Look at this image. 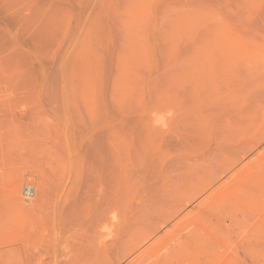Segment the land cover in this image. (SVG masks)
<instances>
[{"label":"rangeland","instance_id":"rangeland-1","mask_svg":"<svg viewBox=\"0 0 264 264\" xmlns=\"http://www.w3.org/2000/svg\"><path fill=\"white\" fill-rule=\"evenodd\" d=\"M257 161L264 0H0V264H202L159 254L198 221L234 256L264 189L206 198Z\"/></svg>","mask_w":264,"mask_h":264},{"label":"bare ground","instance_id":"bare-ground-1","mask_svg":"<svg viewBox=\"0 0 264 264\" xmlns=\"http://www.w3.org/2000/svg\"><path fill=\"white\" fill-rule=\"evenodd\" d=\"M249 150L250 149H248L247 151L249 152ZM250 153V152H249ZM244 154L246 155L247 153H246V151L244 152ZM256 163H258V161L257 162H255L254 163V165H252V166H249V165H251L250 163H248L247 165H244V167L242 168V169H239V171L237 172V173H235V175L233 176V177H231V179L232 178H234L233 179V181H231V182H234L235 183V181H238L239 180V178L243 181V182H248V180L247 179H244V178H247V177H245L244 176V173L246 172V174L248 175V173H247V168H250V167H253V166H255V167H257V168H255L254 169V167L252 168L253 170H251L250 171V173L251 174H253V176H255L256 174V179L254 178L253 180H252V178H253V176L249 179V177H248V179L249 180H252V181H254V182H251V184H249L248 183V185L247 186H241L240 184H238L237 186H236V184L237 183H235V187H239L237 190H238V195L240 194V192H242L241 194H240V196H238V195H236L237 193H235L233 190L235 189L236 190V188L232 185L229 189H226L225 187H223V188H219L217 191H215L212 195H210L208 198H206V200L207 199H210V200H213V201H216V200H218L217 198H215V196L216 197H218V198H220L223 202H225V201H227V200H234V201H237L238 199L240 200V202H244L246 199H248L247 201L249 202L250 200H252V201H250L251 203H244L242 206H243V209H244V211H245V209H247L246 211H248L249 209L251 210L252 208H254V207H252V208H250V206H255V210H260V196L259 197H257L256 198V196H258V195H255V194H257L259 191H260V189H262V187H263V189H264V176L262 177L261 175H259L258 174V172H259V170L260 169H258V168H260V166L258 167V166H256ZM235 165V163L233 162V164L231 163V165L230 164H228L227 166V168H231L232 166H234ZM249 166V167H248ZM226 168V169H227ZM264 169V167H262V170ZM247 170V171H246ZM250 170V169H249ZM256 170V171H255ZM262 170H260V172L259 173H261L262 172ZM227 171V170H226ZM225 171V172H226ZM245 171V172H244ZM253 171H255V172H257V173H255L254 174V172ZM249 172V171H248ZM249 173V176L251 175ZM263 173H264V171H263ZM262 174V173H261ZM261 176V177H260ZM243 177V178H242ZM260 177V179H258V178ZM217 178H214V180L212 179V181H209L208 180V182L210 183H208V182H206V183H204L203 184V186L205 185H207V186H211L215 181H217L216 180ZM261 179H263V181L261 180ZM258 180V181H257ZM214 181V182H213ZM241 181V182H242ZM262 183H261V182ZM213 182V183H212ZM258 182V183H257ZM260 183V184H259ZM242 184V183H241ZM257 184H259L258 186H257ZM255 185H256V191H258V192H254L255 194H254V196H253V188L255 187ZM260 185H261V188H260ZM234 188V189H233ZM259 188V189H258ZM232 189V190H231ZM258 189V190H257ZM240 190V191H239ZM231 191V192H230ZM198 192H200L199 190H198ZM197 192V193H198ZM196 194V193H195ZM195 194H193L192 195V199L194 198L193 196H195ZM199 194V193H198ZM252 194V195H251ZM259 194V193H258ZM254 197V198H250V197ZM236 198H237V200H236ZM191 199H189V201H190ZM205 200V201H206ZM255 201H257V202H255ZM238 202V201H237ZM239 202V203H240ZM234 204L236 203V202H233ZM254 203H255V205H254ZM257 203V204H256ZM245 204L247 205V204H249L248 205V207H249V209L247 208V206H245ZM251 204V205H250ZM233 205V204H232ZM185 206L186 205H182V206H180L176 211H174L168 218H167V220L165 219L164 221H163V224H166V223H168L173 217H175L178 213H180V211L183 209V208H185ZM236 206H238L237 205V203H236ZM240 206V209H242V206H241V204L239 205ZM237 208V207H236ZM235 208V209H236ZM243 209H242V211H243ZM253 209V210H254ZM250 212V211H249ZM251 212H252V210H251ZM261 217V216H260ZM259 216L257 217V218H259V220L257 219V220H255V219H253V222L255 221V223H254V226L252 225V223H251V225L253 226V228H255V232L256 233H254L253 235L254 236H257L258 237V239H256V240H248V242H246V244H241V245H239V247H237L236 248V252L234 253V256H233V254L230 252V254H232V256L231 257H229V253L227 252L228 251V249H226V248H224L222 245V247L224 248V249H226L227 251H225V252H227L228 253V257L226 256L227 254H225V252L223 251V249L222 248H220V249H222V250H219V249H217V247H216V249L217 250H219V251H217L216 249H214L215 248V246L212 248V250L210 251V249L209 248H211V247H207L206 245H207V242L210 240H208L207 238H205L206 236H205V234L207 233L208 234V236L212 233V231H209V229L207 228V227H205V228H203L202 226H205V225H203V223H201L200 221H198V222H196L195 223V225H192V226H194V227H192L191 226V229H188V230H186V232H187V234H186V232L184 233L185 235L184 236H178L177 237V240H176V244L174 245V246H169V247H166V248H163V249H160V251H159V254L161 255H163V257H166L167 256V258L169 259V257L168 256H171V255H173V256H175L174 258L176 259L177 257H178V253H179V256L181 255H185V256H187V254H190L189 256H191L192 255V253L194 254V253H196L197 251L196 250H194V248L195 249H199V251L200 252H197V253H200V255L199 254H196V255H198L197 257H199L200 258V260H196V261H202L201 263L202 264H210L209 262H211L212 264H214V260L216 261V258H218V256L220 255L221 256V253L223 254V252H224V255H222L223 256V258L221 257V259L222 260H220L221 262H219V263H221V264H223V262L222 261H224L225 263H227V264H259L261 261H262V258L264 259V256L263 255H259V254H257V252H256V250H253L252 248H251V245L252 244H254V246H257V248L258 249H261L260 248V244H262V243H264V238L263 239H260L261 237H262V235L264 234V226H263V222H264V217H261L260 218ZM260 219H262V220H260ZM103 220H106V219H100L99 220V222L101 221V223H102V221ZM208 220V221H207ZM206 221H204V219H203V222H209L210 220L209 219H207ZM202 221V220H201ZM197 223H201L200 225H201V228L200 227H198V226H200L199 224H197ZM211 223V222H210ZM196 224H197V227H196ZM205 229V234L202 232L201 233V231H203V229ZM250 228H251V226H250ZM202 229V230H201ZM207 230H208V232H207ZM251 230V229H250ZM189 231V232H188ZM157 232V229H155V230H153V229H150L149 231H148V233H146V234H148V235H146L145 236V234L143 235V239H141L140 241L138 240L137 242L135 241L134 243H132L131 245H129L128 247V249H127V252L125 251L124 253H128L129 252V254H130V251L132 252V250H133V252L135 251V250H137L139 247H140V245H142L143 244V242H145L146 240H148L150 237H152V236H154L155 235V233ZM209 232H211L210 234H209ZM203 234V235H202ZM206 234V235H207ZM213 234H214V232L211 234V236L213 237ZM202 236H203V239L205 238V239H207V240H205V242H204V240L202 239ZM211 236H209L208 238H211ZM216 237V235L214 236V238ZM214 238H213V240L212 241H214ZM201 240H203L202 242H201ZM160 242H162V240L161 239H158L153 245H151L149 248H147V250L146 251H143V252H141L137 257H134L133 258V260H131V262H132V264L135 262V263H137L138 264V262L140 263L141 262V264L143 263L144 264V262L146 263V262H149V264L150 263H152V262H150L152 259H150V261L148 260V261H144V259H146V258H144V257H147V255H146V253L147 252H154L156 249H158V248H162V247H164L166 244H162V245H158V247H155L153 250H151L152 248L151 247H153L154 245H157L158 243H160ZM204 243V244H203ZM213 243V242H212ZM212 243L210 244L211 246H212ZM179 246V250H174V248L176 247V246ZM214 245V244H213ZM202 246V247H201ZM205 246V247H204ZM262 246V245H261ZM199 247H201V248H199ZM204 247V248H203ZM219 247H220V244H219ZM207 249V250H206ZM208 249H209V253L208 254H213V255H217V256H213V258L212 259H214V257H215V259L214 260H212L211 259V255H206V251L208 252ZM193 251H195V252H193ZM203 251H204V253L205 254H203ZM221 251V253L219 254V252ZM234 251H235V249H234ZM132 252V253H133ZM124 253L122 254L123 255V257H124ZM131 253V254H132ZM186 253V254H185ZM128 254V255H129ZM203 254V255H202ZM127 255V256H128ZM201 255H202V258H203V260L201 259ZM206 255V256H205ZM184 256V257H185ZM204 256V257H203ZM207 256H209L210 257V259H208V257ZM227 257V258H225V257ZM121 256H118V259L120 258ZM141 257H143V259H140ZM194 257H195V255H194ZM194 257L192 258L193 260H194ZM205 257H207V258H205ZM140 259L139 261L137 260V259ZM170 258H172V259H174L173 257H170ZM191 258V257H190ZM189 258V259H190ZM166 259V258H165ZM171 259V260H172ZM175 259L173 260V261H175ZM206 259H207V261H206ZM142 260V261H141ZM167 260V259H166ZM170 260V259H169ZM218 260H219V258L217 259V263H218ZM226 260H228L227 262H226ZM108 261H110V260H107V263H110V262H108ZM138 261V262H137ZM189 261V260H188ZM192 260L190 259V261L189 262H187V263H190ZM204 261V262H203ZM114 262V261H113ZM130 262V263H131ZM103 264H105V262L103 261L102 262ZM101 263V264H102ZM106 263V264H107ZM112 263V262H111ZM118 263V262H117ZM224 263V264H225ZM115 264V263H114ZM147 264V263H146ZM215 264H216V262H215Z\"/></svg>","mask_w":264,"mask_h":264},{"label":"built area","instance_id":"built-area-1","mask_svg":"<svg viewBox=\"0 0 264 264\" xmlns=\"http://www.w3.org/2000/svg\"><path fill=\"white\" fill-rule=\"evenodd\" d=\"M29 189H30V190H28V187L26 188V191H25V192H26V195H27V196H32L33 193H34L33 188L29 187Z\"/></svg>","mask_w":264,"mask_h":264}]
</instances>
